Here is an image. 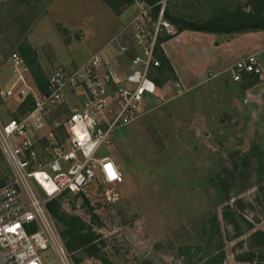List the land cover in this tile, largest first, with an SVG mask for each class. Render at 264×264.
<instances>
[{
	"label": "rangeland",
	"instance_id": "rangeland-1",
	"mask_svg": "<svg viewBox=\"0 0 264 264\" xmlns=\"http://www.w3.org/2000/svg\"><path fill=\"white\" fill-rule=\"evenodd\" d=\"M247 1L171 0L167 10L173 21L217 30L222 18ZM136 15L135 2L119 14L103 0L0 2V91L14 80L13 53L26 57L29 78L38 87L36 74L46 82L56 68L83 67L92 51ZM171 26L173 32L164 29L160 39L177 35ZM260 62L258 76L235 81L231 72L214 79L209 74L211 81L189 90L174 74H154L162 86L146 114L116 129L112 146L100 154L116 162L124 182L98 180L59 201L63 212L100 235L97 258L69 252L75 262L79 259L76 264H196L220 247L225 264H258L237 257L249 250L254 232L264 231V55ZM28 110V103L20 107L0 100L5 121L23 118ZM69 114V107L56 111L51 127L36 122L35 139L43 142L58 126L63 135ZM10 180L0 153V186ZM53 218L62 235L64 225ZM49 257L55 259L52 253Z\"/></svg>",
	"mask_w": 264,
	"mask_h": 264
},
{
	"label": "built area",
	"instance_id": "built-area-1",
	"mask_svg": "<svg viewBox=\"0 0 264 264\" xmlns=\"http://www.w3.org/2000/svg\"><path fill=\"white\" fill-rule=\"evenodd\" d=\"M170 1L154 5L135 0L137 15L83 67L56 68L45 91L32 83L26 60L18 53L11 55L14 80L0 91V100H14L20 107L31 101L33 108L23 118L5 121L0 115V153L11 176L0 186V264H76L49 204L79 195L98 180L107 185L124 182L116 162L100 154L112 146L115 130L140 120L150 99L158 96L152 73L161 65L159 38L164 29L173 32L165 19ZM262 73L256 55L241 59L232 69L235 81L244 74ZM63 107L70 109L62 123L63 135L58 126L43 142L35 139L34 124L49 125L50 116Z\"/></svg>",
	"mask_w": 264,
	"mask_h": 264
},
{
	"label": "trees",
	"instance_id": "trees-1",
	"mask_svg": "<svg viewBox=\"0 0 264 264\" xmlns=\"http://www.w3.org/2000/svg\"><path fill=\"white\" fill-rule=\"evenodd\" d=\"M103 1L108 4L110 8L117 14L120 13V8L126 5L134 4L135 2V0ZM142 1L155 5L159 3L160 0ZM246 7L249 8L248 11L246 10ZM158 11L159 7H157L155 10V18L157 17ZM165 19L168 22L170 21L171 24L173 23V25L177 28V34L182 33L186 30H192L197 32L212 33L219 36L229 35V37H233L239 34L264 31V0H248L244 7H238L226 18H222L220 24L224 25L222 28L219 25V29L217 30L215 28H207L202 25L192 26L185 22L180 23L177 21H173L170 17L167 8L165 11ZM170 38L171 37H165L162 39L159 38L158 41L157 57L161 65L156 68L154 73L152 74V78L156 82L158 89L161 88L162 82L159 79L160 77L154 76L155 73H158L160 76L163 75L166 78L168 77L169 73L175 75L168 58L166 57V55H164L162 50V44ZM22 57L26 59V57ZM246 75L250 74H244L243 77ZM41 76V74H36V77H40L37 78L39 82L38 87L42 91H45L48 85V81L45 82V80H42ZM252 76L258 75L254 74ZM28 104L29 110H31L33 108V103L29 101ZM60 199L61 198L53 200L49 204V210L52 215L56 218V220L65 227L63 229L62 236L65 240L66 248L71 254L77 251H83L86 253L87 256L97 258L99 256V252L101 251V246L98 243L100 235L97 234L91 226L84 223L79 217L72 216L68 213L63 212L59 203ZM217 232L220 233V230H217ZM250 239L251 244L249 250L243 252L241 255H238V261L264 264V231L258 230L254 232L250 236ZM219 250L220 252L217 251V253L215 254H208L205 258H202L196 264H225L224 262L226 254L224 248L220 247ZM75 260L77 263H79V259Z\"/></svg>",
	"mask_w": 264,
	"mask_h": 264
},
{
	"label": "crops",
	"instance_id": "crops-1",
	"mask_svg": "<svg viewBox=\"0 0 264 264\" xmlns=\"http://www.w3.org/2000/svg\"><path fill=\"white\" fill-rule=\"evenodd\" d=\"M123 24L120 21L119 27ZM162 50L180 85L189 90L211 81L215 76L232 73L236 63L250 55L257 56L263 69L260 56L264 55V31L225 38L212 33L186 30L165 41ZM209 74L212 79H208Z\"/></svg>",
	"mask_w": 264,
	"mask_h": 264
}]
</instances>
